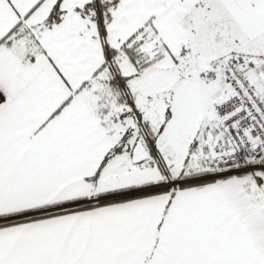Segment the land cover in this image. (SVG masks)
Masks as SVG:
<instances>
[{"label":"snow or ice","instance_id":"1","mask_svg":"<svg viewBox=\"0 0 264 264\" xmlns=\"http://www.w3.org/2000/svg\"><path fill=\"white\" fill-rule=\"evenodd\" d=\"M0 264H264V0H0Z\"/></svg>","mask_w":264,"mask_h":264}]
</instances>
